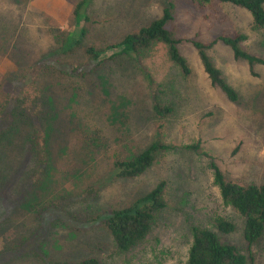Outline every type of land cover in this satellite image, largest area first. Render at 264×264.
<instances>
[{
	"label": "rangeland",
	"instance_id": "rangeland-1",
	"mask_svg": "<svg viewBox=\"0 0 264 264\" xmlns=\"http://www.w3.org/2000/svg\"><path fill=\"white\" fill-rule=\"evenodd\" d=\"M81 1L0 0V105L10 102L9 111L15 98L23 106L39 99L49 120L44 125L46 118L35 116L33 125L46 135L51 159L45 177L34 182L41 169L31 160L25 134L1 155L0 264L89 258L100 264H185L193 229L215 231L219 218L235 225L232 234H219L222 242L235 246L247 264H264V235L248 245L245 219L224 204L210 168L214 162L227 181L241 186L264 183V65L235 61L222 43L209 50L238 93L232 103L212 87L191 44L243 34V49L264 60V28L254 27L248 11L217 1L89 0L77 20ZM170 3L168 29L182 41L189 78L162 45L139 56L110 49L97 62L86 57L84 48L120 44L162 18ZM72 32L85 35L82 46L53 57ZM47 59L52 67L42 68ZM158 104L173 112L159 117ZM157 141L173 150L160 153L137 179L116 177V161H129ZM193 145L207 156L186 149ZM162 182L166 208L151 233L119 253L103 226L105 212L130 206Z\"/></svg>",
	"mask_w": 264,
	"mask_h": 264
},
{
	"label": "trees",
	"instance_id": "trees-1",
	"mask_svg": "<svg viewBox=\"0 0 264 264\" xmlns=\"http://www.w3.org/2000/svg\"><path fill=\"white\" fill-rule=\"evenodd\" d=\"M188 1L201 6L217 1L222 4L239 7L251 14L256 29L264 28V0ZM88 2L89 0H82L77 5L74 12L77 20L82 16V11ZM173 8L174 5L172 3L168 4L162 18L127 36L120 44L109 46L106 49H98L93 46L84 48L86 57L92 62H97L103 53L108 52L110 49H118L121 55L139 56L142 53L149 52L157 45H162L167 51L169 60L178 68L182 77L184 79L189 78L191 76V68L179 48L182 41L176 39L168 29V24L173 20ZM84 36V34H81L78 37L73 32L69 33L62 43V48L54 52L52 54L53 57L60 53L67 54L80 48ZM246 40L247 37L245 35L235 34L220 36L210 44H203L196 40L191 42L198 53L204 72L212 87L218 89L232 103L239 101L238 93L227 82L223 73L215 66L208 52L216 44L222 43L232 50L235 61L246 62L251 68L256 65H264L263 59L251 55L243 49L242 44ZM47 61L48 59L40 63L42 68L52 67ZM21 92L18 95H21L23 100L24 94ZM28 99L26 97L24 100ZM15 100L17 105L9 111L7 107L10 102H7L6 105H0V159L2 154H5L25 134V144L29 148L31 160L34 161L38 169H41L40 174H37L38 177L34 179V182H39L45 177L51 164V159L47 147V137L44 133H41V129L33 125L34 121L32 118L41 115L46 118V120H42V122L44 121L43 124L47 125L49 117L44 106L37 101L39 99H34L31 105L25 106L19 104L20 99L15 98ZM154 111L159 117L165 118L173 112V109L158 104L154 107ZM31 127L33 130L29 133L28 131ZM186 149L207 156V154L201 153L198 145L189 146ZM171 150L173 148L170 145L157 141L129 161L118 160L114 164L116 177L123 180L137 179L154 165L160 153ZM210 168L213 171L214 184L219 189L224 204L232 207L245 219L244 238L249 246H253L264 235V183L262 185L241 186L227 181L214 162H211ZM1 189L2 185L0 186V202L2 197ZM165 190L166 183L162 182L130 206L105 212L106 216L103 220V226L112 237L119 253L130 252L147 239L156 224L159 214L166 208ZM234 231L235 225L224 218L216 220L215 231L194 228L192 233L193 242L185 264H247V257L241 254L235 246L223 243L219 236V234L229 235ZM23 246L24 242L18 245L15 244V249ZM76 264H100V261L96 258H89Z\"/></svg>",
	"mask_w": 264,
	"mask_h": 264
}]
</instances>
